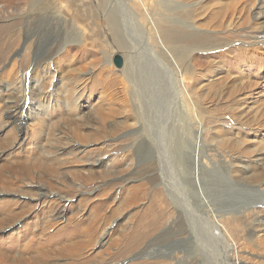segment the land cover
Listing matches in <instances>:
<instances>
[{
	"label": "rangeland",
	"instance_id": "obj_1",
	"mask_svg": "<svg viewBox=\"0 0 264 264\" xmlns=\"http://www.w3.org/2000/svg\"><path fill=\"white\" fill-rule=\"evenodd\" d=\"M39 2L0 0V264H264V0H51L27 66Z\"/></svg>",
	"mask_w": 264,
	"mask_h": 264
},
{
	"label": "bare ground",
	"instance_id": "obj_2",
	"mask_svg": "<svg viewBox=\"0 0 264 264\" xmlns=\"http://www.w3.org/2000/svg\"><path fill=\"white\" fill-rule=\"evenodd\" d=\"M36 7L38 9H36L35 11H38V12L41 11V13H39L37 15V17L34 21H30L23 30V39H24L23 46L26 48V51L23 55L22 64L24 62V64L26 63L27 66L29 64V61L31 60L33 48H36V46H37L39 36L43 33L44 30L51 27L52 25H54L55 22H57V13H56V10L54 11V8H53L54 3L51 2V0H46V3L44 0L43 1L40 0L39 3H36ZM115 24L116 23H114V22L112 23L113 26ZM72 35H73V33L68 31V32H66V36L64 39H66V40L71 39ZM186 35H187L186 33H180L179 34V32L176 29L171 28V29H168L167 31H165L164 39L168 43H172V42H175V43L180 42L181 43V42L187 41ZM205 39H206L205 37H201V36L197 35V36H194L192 38V42L196 45H206L209 43V41L205 40ZM64 43H67V42H64L63 40L60 41L58 46H56L54 48H50L47 51V53H45L40 59L37 60L36 65L39 66L40 70L43 71L45 74L47 73V68H49V66L51 64L50 63L51 57L55 53L58 52V48L60 47V45H62ZM176 54L178 57V61L183 66V68L186 69L187 58L189 56H191L192 52H190L189 49L180 48V49H177ZM129 72H131L130 67L128 68V72H127L128 75H129ZM128 79L131 80V78H129V77H128ZM175 148H177V149L179 148V143H177V142L175 143ZM205 204L208 206L209 211L215 215L216 209L213 208L212 203H210V201L207 200L205 202ZM212 222H213V224H212L213 230L215 231V233L218 236L225 238V234L223 231L224 226L217 219H215V220L213 219ZM230 246H231L230 247V250H231L232 247L234 246V244H231ZM227 247L229 248V246H227Z\"/></svg>",
	"mask_w": 264,
	"mask_h": 264
}]
</instances>
